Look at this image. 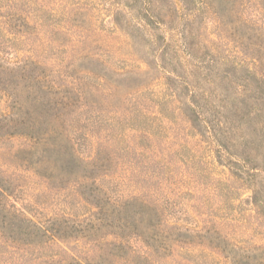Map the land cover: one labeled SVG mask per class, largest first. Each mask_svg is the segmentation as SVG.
<instances>
[{"label":"rangeland","instance_id":"rangeland-1","mask_svg":"<svg viewBox=\"0 0 264 264\" xmlns=\"http://www.w3.org/2000/svg\"><path fill=\"white\" fill-rule=\"evenodd\" d=\"M132 1L0 0V119L13 112L16 98H35L36 88L35 94L29 90L33 79L43 80L55 97L62 90L74 102L69 118L74 130L81 132L71 136H86L94 154L109 165V177L131 181L135 185L131 192L151 210L163 212L167 206L169 213H177L178 218H169L170 224L211 233L184 245V250L175 246L174 258L183 257L178 264H228L220 247L264 246V208L253 204L252 193L235 175L228 153L192 127L179 100L195 96L200 101L204 128L206 120L219 134L246 136L254 142L234 150L251 156L241 162L242 172L248 168L250 174L254 169L264 183L259 164L252 162L253 158L264 161V85L261 89L259 84L247 83L264 79V10L252 9L249 17L242 16L240 4L248 0H238L240 13L220 19L204 5L216 0H192L200 9L195 12L197 18L181 11L173 30H165L167 48L161 53L168 64L178 62L167 67L166 73L179 70L183 76L169 87L164 73L153 71V77L144 79L137 76L150 70V48L156 38L135 9L128 7ZM251 1L264 8V0ZM118 10L126 28L115 23ZM187 28L191 33L186 35ZM244 60L248 75L239 82L244 85L242 100L249 115L222 123L227 117L224 101L228 96V101H235L237 80L243 77L233 65ZM18 66H27V81L19 91L14 85ZM227 69L236 75L235 81L226 75ZM48 97L53 99L52 94ZM32 146L27 137L0 130V186L6 190L8 182L12 198L28 200V210L36 215L51 216L57 210L53 192L43 194L44 177L25 168L27 160L33 165L40 160L38 151L33 156L25 152ZM128 190L119 187L116 193L122 196ZM3 210L6 196L0 193Z\"/></svg>","mask_w":264,"mask_h":264},{"label":"trees","instance_id":"trees-1","mask_svg":"<svg viewBox=\"0 0 264 264\" xmlns=\"http://www.w3.org/2000/svg\"><path fill=\"white\" fill-rule=\"evenodd\" d=\"M176 1L181 2L183 8H178ZM208 2L210 1L204 2V5L211 14L220 19L225 18L224 14L240 13L237 11L238 0ZM128 7L135 9L139 18L146 23V27L155 33L156 38L150 48V70L140 73L138 78L153 77V71L161 72L171 87L172 81L180 80L183 76L179 70L166 73L167 67L176 66L178 62L173 60V65L168 64L166 55L161 53L167 48L165 30H173L174 21L181 11L188 17H196L195 12L199 13L200 9H197L196 2L192 0H133ZM240 9L242 16L247 17L252 9H256V12L264 10L251 0L242 2ZM115 15L116 25L126 28L120 20L123 13L118 10ZM222 24L228 25V22ZM261 28L264 31V24ZM189 33L191 32L187 28L186 35ZM26 67L18 66L14 70L17 74L14 85L18 91L24 87L23 82L27 81L24 79ZM247 67L245 60L233 65L236 74L243 77L237 80L239 88L235 92V101H228L229 96L224 101L225 106H222V109L226 111L227 117L222 123H231L234 118L241 120L244 115H249L245 113L247 102L242 100L244 85L239 82L248 75L245 74ZM126 73L124 75L134 74ZM226 75L232 77L233 81L237 79L235 74H230V69H227ZM33 81L37 86L34 84L29 90L35 94L36 88L35 98H16L13 112L9 117L6 115L0 119V130L5 129L9 136H25L32 141L33 146L25 152L33 156L34 152L38 151L40 160L37 165H33L32 160H27L25 168L44 177L42 192H53L57 210L51 216L36 215L28 210V200L19 201L12 198L8 182L6 190L0 186V193L6 196V210L0 212V264H178V259L183 257L177 254L176 259L174 258L175 246L184 250V245H193L204 234L211 237L209 231L199 232L177 222L170 224L169 218H178L177 213H169L167 206H164L166 211L163 212L151 210L146 202H140L138 195L131 192V189L135 188L131 181L120 182L115 177H109V165L101 160L99 154H94L93 146L90 141L88 143L86 136H71V132L73 135L81 133L74 130L73 122L69 118L70 110L74 109L71 97L61 88L60 96L55 97V91L45 87L43 80L39 82L36 78ZM228 81L231 79L228 78ZM247 83L252 87L259 84L263 89L264 79L254 78ZM185 91L186 88L182 92L185 94ZM50 94L53 99L48 97ZM261 96L264 102V94ZM179 102L182 114L189 119L192 127L201 135L209 136V140L217 145L219 150L228 153L230 166H234L235 172L238 173L235 175L252 193L253 204L264 208L261 206L264 203V183L258 181V174H255L254 169H251L250 174L246 172L248 168L242 172L245 168L241 166V162L245 163L247 157L251 156L243 150H234L237 146L244 147L254 142L246 136L236 139L228 133L219 134L220 132H216V126L210 128L206 120L204 128L202 119L205 112L195 96H180ZM69 128H72V131L68 130ZM219 159L222 163L221 157ZM253 159L252 162H257L264 174V161ZM119 187L129 190L121 196L116 193ZM139 206L142 207L140 211ZM147 209H150L152 214H147ZM220 249L226 253L228 264H264V246L249 248L235 244Z\"/></svg>","mask_w":264,"mask_h":264}]
</instances>
